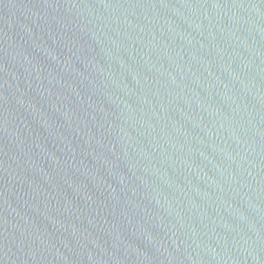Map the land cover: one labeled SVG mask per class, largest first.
Wrapping results in <instances>:
<instances>
[{"label":"water","instance_id":"water-1","mask_svg":"<svg viewBox=\"0 0 264 264\" xmlns=\"http://www.w3.org/2000/svg\"><path fill=\"white\" fill-rule=\"evenodd\" d=\"M0 264H264V0H0Z\"/></svg>","mask_w":264,"mask_h":264}]
</instances>
